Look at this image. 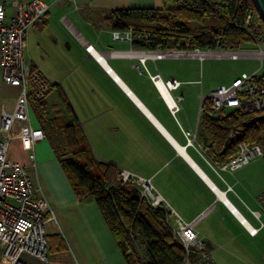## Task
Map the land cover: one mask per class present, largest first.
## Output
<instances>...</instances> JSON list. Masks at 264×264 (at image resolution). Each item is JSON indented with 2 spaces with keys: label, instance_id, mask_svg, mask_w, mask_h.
<instances>
[{
  "label": "crops",
  "instance_id": "obj_1",
  "mask_svg": "<svg viewBox=\"0 0 264 264\" xmlns=\"http://www.w3.org/2000/svg\"><path fill=\"white\" fill-rule=\"evenodd\" d=\"M30 1L0 0L5 21L15 15L18 5ZM44 1L49 10L27 32L24 65L27 72L36 69L58 84L46 98L48 111L60 109V92L95 157L148 179L167 210L185 222L194 221L193 229L215 264H264V211L257 201L264 191V162L256 159L233 172L214 171L198 148L199 105L209 86L198 78L196 66L171 57L146 56L141 62L145 49L112 39L114 29L108 22L112 12L160 8L162 0ZM83 42L93 46L101 61L85 51ZM247 54L256 58V51ZM156 74L161 82H179L169 92L172 98L181 96L175 114L169 110L166 93L152 79ZM18 94V88L3 83L0 72V115L14 110ZM29 107L32 126L45 135L35 146L34 165H29L27 149L17 137L10 141L7 156L28 166L35 197L47 203L49 251L47 263L25 254L20 258L27 264H125L94 200L76 198L53 148L51 128H42L30 101ZM57 130L63 145L62 130ZM167 223L174 225L175 217ZM251 227L259 228L255 235L249 233ZM0 264H5L1 239Z\"/></svg>",
  "mask_w": 264,
  "mask_h": 264
},
{
  "label": "trees",
  "instance_id": "obj_2",
  "mask_svg": "<svg viewBox=\"0 0 264 264\" xmlns=\"http://www.w3.org/2000/svg\"><path fill=\"white\" fill-rule=\"evenodd\" d=\"M108 22L113 29H131L132 43L149 50H227L252 40L264 41V20L254 0H162L160 8L116 10ZM37 78L46 79L39 72ZM259 83L264 86V77ZM49 86L45 100L35 101L30 94L29 101L42 128L62 130V149L53 148L76 198L94 200L125 264H181L184 252L173 241L164 209L150 207L135 187L120 181L114 165L95 157L68 101L58 91L61 107L54 117L49 116L46 98L58 84L49 82ZM202 105L205 112L199 118L197 138L200 152L213 165L225 164L240 142H264V116L243 126L250 114L231 110L210 118L208 100ZM234 127L240 128V135L230 141ZM132 239L141 242L144 260L137 257Z\"/></svg>",
  "mask_w": 264,
  "mask_h": 264
},
{
  "label": "built area",
  "instance_id": "obj_3",
  "mask_svg": "<svg viewBox=\"0 0 264 264\" xmlns=\"http://www.w3.org/2000/svg\"><path fill=\"white\" fill-rule=\"evenodd\" d=\"M73 1V0H70ZM49 5L44 0H31L26 5H18L15 15L10 21H5V10L0 2V72L4 84L19 89L15 108L12 112L2 111L0 115V239L2 240V257L5 264H27L20 256L28 255L41 263H47L49 245L45 233V213L49 211L43 198H36L32 181L28 176V166L12 161L7 156L10 141L17 137L24 142L27 149L29 165H34L35 146L45 138L43 131L34 128L31 124L29 95L40 100L50 90L49 81L37 78L38 71L27 72L24 65L26 51V36L29 28L41 20L48 12ZM115 41L126 40L133 42L131 29H114L111 33ZM85 51L97 61L101 56L93 46L83 42ZM114 54V52H111ZM141 62L146 56L153 59L162 58H197L202 61L207 57L228 58L237 60L248 54L232 51L231 49L211 51L210 49H145L140 54ZM256 58H261L256 52ZM110 72V69L106 68ZM261 76L257 71L248 75L242 73L229 84H221L211 90L207 97L202 98L199 105V116L205 112L202 105L208 100V115L213 118L221 111L237 110L241 114H250L242 125L254 123L264 116V86L259 83ZM153 81L164 95L172 114L179 110L181 96L172 98L170 91L178 87L179 82L170 79L161 82L159 74L152 76ZM161 82V84H160ZM240 135V128L234 127L228 139L234 141ZM187 142L192 145L190 133L186 132ZM199 151L201 144L198 143ZM201 156L202 153H200ZM204 158V156H203ZM256 159L264 162V142L237 144V152L221 166L210 164L214 171L228 170L233 172ZM119 179L122 183L135 187L140 198L152 208H166L167 204L161 195L153 188L150 181L141 176L119 170ZM230 189V187H227ZM257 201L264 211V191L257 196ZM167 209V208H166ZM170 216L175 217L173 241L184 252L181 264H215L211 251L205 241L193 229V222H185L178 215L168 210ZM257 217V213H253ZM169 216H167V219ZM251 235H255L259 228H248Z\"/></svg>",
  "mask_w": 264,
  "mask_h": 264
},
{
  "label": "rangeland",
  "instance_id": "obj_4",
  "mask_svg": "<svg viewBox=\"0 0 264 264\" xmlns=\"http://www.w3.org/2000/svg\"><path fill=\"white\" fill-rule=\"evenodd\" d=\"M223 51V49H221ZM232 51L251 53V52H260L261 58H252L250 57H241L237 60H231L228 58H215V57H207L202 61H199L197 58H177L176 62L186 61L187 64H193L196 66L198 71V78H202L204 82L209 86V92L215 88L216 85L220 83H228L234 77L240 76L242 73H246L248 75L257 71L258 76L264 77V41L255 42L250 41L242 44L237 49H231ZM211 51H220V48ZM45 100V97L41 98ZM40 99V100H41ZM35 101H39L37 98ZM58 110H53L50 108L48 114L50 117H54ZM50 134L55 141V145L62 149V145L59 143L60 141V131L57 128H53L50 130ZM166 215L170 217V213L166 208H163ZM172 231L173 230L169 226ZM134 244V251L138 258L145 259V250L138 239H132ZM38 261V260H37ZM39 262V261H38ZM41 263V262H40Z\"/></svg>",
  "mask_w": 264,
  "mask_h": 264
},
{
  "label": "water",
  "instance_id": "obj_5",
  "mask_svg": "<svg viewBox=\"0 0 264 264\" xmlns=\"http://www.w3.org/2000/svg\"><path fill=\"white\" fill-rule=\"evenodd\" d=\"M255 1V4L257 6V9H258V12L260 13V15L262 16L263 20H264V0H254ZM184 151V149H182ZM195 165V164H193ZM196 166V165H195ZM203 174V177H205L206 179L207 176L201 172ZM214 189H216L214 186H213Z\"/></svg>",
  "mask_w": 264,
  "mask_h": 264
}]
</instances>
